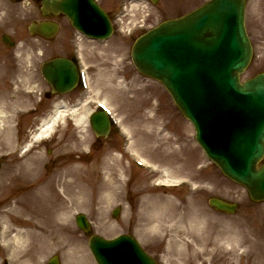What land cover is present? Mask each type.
<instances>
[{
  "label": "rangeland",
  "instance_id": "374dc122",
  "mask_svg": "<svg viewBox=\"0 0 264 264\" xmlns=\"http://www.w3.org/2000/svg\"><path fill=\"white\" fill-rule=\"evenodd\" d=\"M98 1L111 13L116 33L102 48L104 55L96 49L94 54H87L86 60L88 63L92 61L103 65L105 70L113 68L114 72L118 71L127 76L126 73L135 72L130 64L128 51L131 42L139 34L166 18L193 10L207 0H161L156 6L150 4L148 7L144 6L148 5L144 0L140 9L133 7L127 16L124 4L131 0ZM253 1V11L254 6L264 5V0ZM29 2L0 0V63L3 65L2 70L6 74L11 92L18 87L23 101V111L16 121L11 122L14 126L11 136H7L6 141H1L2 137L0 139V264H44L41 259L46 260L55 253L60 255L64 264H95L84 242L88 236L83 233L75 234L77 245L79 246L82 240L84 245L82 250H78L77 256H72L68 250L65 251L67 248L54 249L50 240H47L46 246L39 249H30L29 246L18 243L15 235L36 227L32 222L36 217L27 213V208H21L23 194L26 196L32 191L30 187L35 186L36 182L21 178L18 175L20 167L30 171L29 178H34L39 172L53 181L57 193L60 194L59 199L67 201L66 207L61 210H66L68 217L64 220H68L72 232L77 229L75 215L83 213L92 223L93 232L103 237L112 238L123 233L136 235L159 264H264V203L252 202L244 187L226 178L206 157L195 140V131L190 121L182 115L171 96L158 83L135 72L138 83L125 85V88L129 89L127 92L124 91L120 95L117 84H113L110 91L115 98L114 110L123 116V120L130 119L131 124H128L132 126V131L137 129V133L133 131L136 135L132 138L131 146L144 152L146 158L158 163V173L145 171L131 160L132 167L127 171L128 176L122 174L118 168L130 163L127 159L119 160L122 152L117 151L120 149L121 140L117 138L107 142L103 148L93 149L91 156L80 158L82 161L77 157L80 147L83 146L82 139L76 138L69 128H57L58 132L49 141L37 142V139L31 138V131L38 126L42 114L41 109L35 112L40 102V89L36 92L39 83L35 68L42 59L40 53L46 56L51 47L48 42L32 37L28 32V25L41 18L36 4ZM120 20L124 23L120 24ZM124 24L128 26H123ZM133 24H137L141 29L129 35V26ZM255 24L251 14L248 27L256 45V58L245 78L264 70V24L260 25V30ZM3 34L9 35L17 46H5L1 41ZM143 85L146 91L140 94L136 87ZM149 92L155 95L154 101L152 105L151 101H147L146 104L151 105V109L141 114L142 108L138 100H143L142 97ZM92 93L96 98L110 101L104 89L92 88ZM131 111L132 115L129 117ZM152 114H156L158 118L157 124L162 135L172 138L170 148H166L163 153L150 150L152 145L158 143V138L163 136L141 134L151 125L147 116ZM8 124L0 122V131ZM90 140L88 138L87 142ZM143 140L144 145L141 144ZM29 149L31 151L27 153L26 150ZM29 157L33 158L32 163L23 164V160ZM57 169L63 174L73 172L67 177V181L64 179L69 185L66 189L68 193H63V185H57L51 178ZM164 169L172 170L175 175L173 180L178 182L186 179L187 182L169 188L159 186ZM130 175L132 179L128 180ZM24 190L26 192L23 193ZM211 197L238 203L236 214L216 212L208 204ZM59 206L60 203H56L55 215L57 219H62L59 218L60 211H57ZM114 208H120L118 218L112 216ZM244 217L247 220L246 231L243 229L244 223L241 224ZM200 221H203V224H199ZM35 233L37 234V231L33 234ZM244 233H247L246 240ZM209 234H212L215 241L210 238L205 242ZM230 234L237 237L236 244L231 245L232 252L234 251L231 254L227 252L231 242L227 236ZM31 238L36 240V236ZM224 239L226 243H223ZM194 240L197 245H194ZM192 250L196 253L194 261L188 258L193 254Z\"/></svg>",
  "mask_w": 264,
  "mask_h": 264
},
{
  "label": "water",
  "instance_id": "95a60500",
  "mask_svg": "<svg viewBox=\"0 0 264 264\" xmlns=\"http://www.w3.org/2000/svg\"><path fill=\"white\" fill-rule=\"evenodd\" d=\"M60 9L85 32L109 31L106 14L93 0H64ZM251 57L245 0H211L167 21L141 39L135 53L139 68L160 79L194 123L208 156L261 200L264 165L258 163L264 155V74L240 81ZM53 63L60 90L72 86L74 65L66 60ZM210 202L227 212L236 207L218 199ZM78 219L89 232L86 218ZM89 244L98 264H156L129 235L93 236Z\"/></svg>",
  "mask_w": 264,
  "mask_h": 264
},
{
  "label": "bare ground",
  "instance_id": "6f19581e",
  "mask_svg": "<svg viewBox=\"0 0 264 264\" xmlns=\"http://www.w3.org/2000/svg\"><path fill=\"white\" fill-rule=\"evenodd\" d=\"M86 49H87V51L91 50L90 47H86ZM84 50H82V54H83V59L85 61L86 55H84L85 54ZM2 67H3V65L0 63V122H7L9 124L4 125V128L0 131V139L2 137L1 141H6V137L11 136V133L14 130V126L12 125L11 122L16 121V118L18 117L20 112L23 111V110H21L22 105H23V101H21V98H22V97H20L21 92H20L18 87L15 88L13 90V92H11L10 88L7 85L8 79L6 78V74L3 73ZM146 97L151 99L152 94L148 93ZM74 112H76V114H78V111L74 110ZM65 116H66L65 111L63 109H60L55 116L49 117L48 119L44 120L42 125L40 126V129L38 128V129H35L34 131H31V138L37 139L38 142L43 141L44 140L43 138H47V137L50 138L52 136V132L54 131V128H55L54 126H56V123L60 122V121L64 122ZM117 120L119 122L120 118L119 119L117 118ZM149 123H151V125L148 128H145L142 132H141V128H139L138 133H140V132H141V134L145 133L144 135H147L148 133H152L153 137H158L160 135L163 136L162 131H160L159 128L155 125L157 123L154 120H150ZM76 124L81 125V127L85 128L86 131L89 130L87 128V123H86V120L84 119L83 115L81 117L77 118ZM15 129L17 130L18 126H16ZM147 136H149V135H147ZM145 138H146V136H145ZM142 142L145 143V140H143ZM171 143H172V138L169 135H164L163 137L158 138V143L155 146L152 145L151 146L152 148H150V150L152 149L156 153L157 152L163 153V151L166 148H170ZM6 144H7V142H6ZM128 149H131V147H128ZM134 150H135V154H136V156H133L134 159H138V160L140 159L139 161L144 163L146 167H152L153 168V170L145 168V171L156 173L155 171L158 170V163H154L153 161H151V159L146 158L144 152L142 153L138 149L133 148V151ZM22 163L28 164L29 159H25ZM30 169H31V167H30ZM160 169H163V168H160ZM72 174H73V172H71V171L63 174V173L59 172V170L57 169L51 178L55 181V183L57 185H63V187H62L63 193H68L66 189H68L69 185L66 184V181H67V177L69 175H72ZM18 175L23 179L33 180L35 182L37 181V186H38L39 190L37 189L35 195L31 199L33 202L32 208L34 211V216L40 217L42 214H44L46 217V214L44 212H47V211L54 212L55 208H56V203H60L61 199H59L60 194L57 193L56 185L53 183V181L50 179L48 180L47 177L40 174L39 172L34 175L35 176L34 178H29L31 176L30 171L25 170L23 167L19 168ZM162 176L163 177L161 178L160 182L163 184H172L173 185V183H178L177 181L173 180L175 175L173 174L172 170L164 169L162 171ZM64 179H66V181H64ZM184 180H186V179H184ZM172 181H174V182L171 183ZM42 194H45V197L42 196ZM65 202H66V200L63 201V205L65 204ZM16 203L21 205L18 201H16ZM25 205H26V203H25ZM21 208H23V207H21ZM59 208H60V206H59ZM21 211H23V209H21ZM57 211H60V209ZM199 224H203V221H200ZM50 227H51V232L55 236L56 240L61 243L62 241H61V238H59V236L64 237V238H62L63 241H64V239L66 241L64 246L70 245L71 249H72V251H71L72 256H76L78 254V249L74 244V240L71 241V238L69 237V233L71 231L70 228L67 225H64V224L56 221L55 219L51 220ZM243 229L245 231L247 230L245 227ZM34 235L37 236L36 233ZM244 235H245V233H244ZM209 237H210V235H208V237H206V238H209ZM17 238H19L18 241L20 244L25 242V236L20 237L18 235ZM228 240L231 242H229L230 247H229V250L227 252L229 254H231L232 249H233L231 245L236 244L237 237L234 234L233 235L230 234L228 237ZM200 242H201V240H200ZM223 242L226 243V240H223ZM238 243L240 244V241ZM194 245H197L196 240H194ZM193 249H195V247ZM232 253H234V251ZM195 257H196V253H195V251H193V254H191L188 258H189V260L194 261Z\"/></svg>",
  "mask_w": 264,
  "mask_h": 264
},
{
  "label": "flooded vegetation",
  "instance_id": "af4514ba",
  "mask_svg": "<svg viewBox=\"0 0 264 264\" xmlns=\"http://www.w3.org/2000/svg\"><path fill=\"white\" fill-rule=\"evenodd\" d=\"M247 229V227H245Z\"/></svg>",
  "mask_w": 264,
  "mask_h": 264
}]
</instances>
